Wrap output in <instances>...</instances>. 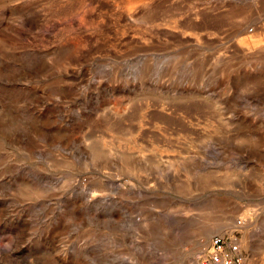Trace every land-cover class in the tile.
Listing matches in <instances>:
<instances>
[{
	"label": "rangeland",
	"instance_id": "1",
	"mask_svg": "<svg viewBox=\"0 0 264 264\" xmlns=\"http://www.w3.org/2000/svg\"><path fill=\"white\" fill-rule=\"evenodd\" d=\"M238 216L264 264V0H0V264H197Z\"/></svg>",
	"mask_w": 264,
	"mask_h": 264
},
{
	"label": "built area",
	"instance_id": "2",
	"mask_svg": "<svg viewBox=\"0 0 264 264\" xmlns=\"http://www.w3.org/2000/svg\"><path fill=\"white\" fill-rule=\"evenodd\" d=\"M245 219H233L231 229L215 232L196 259L197 264H244L245 249L241 238Z\"/></svg>",
	"mask_w": 264,
	"mask_h": 264
},
{
	"label": "bare ground",
	"instance_id": "3",
	"mask_svg": "<svg viewBox=\"0 0 264 264\" xmlns=\"http://www.w3.org/2000/svg\"><path fill=\"white\" fill-rule=\"evenodd\" d=\"M244 24V23H243ZM241 26H243V25H241ZM252 35H255V34H253L252 33ZM252 37V36H251ZM253 38H254V36H253ZM252 39V38H251ZM244 48V47H243ZM110 127V126H109ZM166 156V155H165ZM245 224V223H244ZM219 225H220V223H208L203 229H202V231L199 233V234H201L202 235V233L203 234H208L209 233V231L213 228V230H214V228L216 229V228H218L219 227ZM225 225V224H224ZM231 226H232V223H231ZM231 226H226L228 229L231 227ZM245 226V225H244ZM244 235V234H243ZM208 236V235H207ZM243 237V236H242ZM242 239V238H241ZM244 241V240H243Z\"/></svg>",
	"mask_w": 264,
	"mask_h": 264
}]
</instances>
